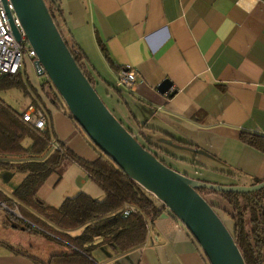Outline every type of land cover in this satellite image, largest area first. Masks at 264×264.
Returning <instances> with one entry per match:
<instances>
[{"label":"crops","instance_id":"1","mask_svg":"<svg viewBox=\"0 0 264 264\" xmlns=\"http://www.w3.org/2000/svg\"><path fill=\"white\" fill-rule=\"evenodd\" d=\"M57 1L58 21L66 38L86 53L97 83H103L106 99L115 108L126 106L128 119L121 120L167 165L218 184L251 185L264 180V0ZM98 37L119 70L138 72L133 88L118 84L119 70L108 62ZM85 43L102 71L88 56ZM167 79L175 90L173 95L159 90ZM50 106L58 139L80 157L96 160L98 149L71 113ZM246 133L259 135L255 144L243 140ZM24 177L21 172L1 170L0 189L12 195ZM58 180L50 186L56 187ZM89 181L81 179L82 184ZM46 182L38 192L40 201L60 205L66 197L53 203L42 196ZM96 192L105 197L103 190ZM4 210L23 218L14 209ZM223 213L222 219H229L233 229V219ZM34 227L28 230L38 233H33L35 246L19 238L17 245L5 240L21 251L15 252L0 243V264H46L56 252L53 247L46 250V240H38L55 237ZM81 231L70 234L77 236ZM92 255L96 264H210L170 209L156 219L140 246L116 252L103 244Z\"/></svg>","mask_w":264,"mask_h":264},{"label":"trees","instance_id":"2","mask_svg":"<svg viewBox=\"0 0 264 264\" xmlns=\"http://www.w3.org/2000/svg\"><path fill=\"white\" fill-rule=\"evenodd\" d=\"M45 1L77 63L98 91L97 79L89 67L86 53L77 42L66 38L58 21L61 13L58 1ZM97 40L108 62L119 70L102 39L98 37ZM11 89H18L28 96L30 102L26 106L31 103L42 105L48 114V122L42 130L28 124L23 118V109L18 110L0 95V171L25 174L12 195L0 189V202L10 209L19 210L23 218L12 216L25 229L37 226L48 234L65 239L72 246L70 250L53 253L46 264H96L91 258L92 252L100 245L106 244L116 252H126L143 244L149 228L169 208L99 148L96 147L99 157L88 161L58 139L52 111L42 96L45 93L55 108L67 111V106L53 83L42 84L40 93L29 75L19 71L0 77V93ZM127 128L148 148L136 132ZM258 137L257 134L246 133L243 140L255 144L254 139ZM54 140L59 141L62 149L52 146ZM148 149L166 163L152 148ZM65 160L80 165L89 178L102 188L105 197L97 199L81 191L66 197L58 206L41 202L39 189ZM261 181L263 180H256L253 184ZM198 191L218 214L222 210L233 219L234 227L230 231L246 264H264V188L251 193L221 192L207 188H198ZM126 205L136 207L137 211L124 216ZM80 228L82 231L79 235L70 234ZM0 243L15 252H21L5 240L0 239Z\"/></svg>","mask_w":264,"mask_h":264},{"label":"water","instance_id":"3","mask_svg":"<svg viewBox=\"0 0 264 264\" xmlns=\"http://www.w3.org/2000/svg\"><path fill=\"white\" fill-rule=\"evenodd\" d=\"M11 2L37 51L38 61L89 140L184 223L210 264H246L233 234L198 188L251 193L263 189L264 180L251 185L212 183L189 177L164 163L107 107L77 63L46 1ZM159 90L175 93L168 79Z\"/></svg>","mask_w":264,"mask_h":264},{"label":"rangeland","instance_id":"4","mask_svg":"<svg viewBox=\"0 0 264 264\" xmlns=\"http://www.w3.org/2000/svg\"><path fill=\"white\" fill-rule=\"evenodd\" d=\"M64 32L66 34L65 30ZM85 47L88 48L86 49L87 50L86 52L88 56L91 58V60L93 61L94 65L97 66L99 70H101L102 68L101 63L98 61L96 55H94L92 48L87 44L85 45ZM29 69H30V74H31V81L35 82L36 80L34 79L33 72H32V69L30 68V65H29ZM102 86H103V83L99 82L98 83V90H99L98 93L103 98L107 107L113 112V114L119 120H121L122 118L127 120L128 111H127L126 106L123 104L120 105L119 108H115L114 106H112L111 102H109L106 99L104 91L101 89ZM43 94H44L43 99H48L46 94L45 93ZM0 95L3 99L6 100V102L11 104L18 110L24 109L26 105L30 102V99L28 98V96L24 95L23 92L18 89H11L9 91H3L0 93ZM46 105L49 107L48 103H46ZM67 111L70 113L68 107H67ZM77 125L81 128V126L78 123ZM71 165H72V162L65 160L63 164L57 169V171L54 172L47 179L48 181L45 184L46 186L43 187L42 189V196L48 202L50 201L53 203H60L67 196H74L77 194V192H81L82 190H87V192H90L91 194H93L94 197L96 196L97 199H102L104 196L103 195L100 196V194L98 195L96 192V191H102L101 190L102 188L99 185H97L95 182H91L92 180L89 181L87 184H82L81 179L83 177L88 178V180H90V178L84 172H82L84 170H80L82 168H80L78 164L74 163L72 166ZM58 178L60 182L58 180V183L55 184L57 186L56 187L50 186L51 184L56 182ZM88 185L89 186L91 185L90 189H86ZM5 208H7V206L0 204V209H2V211L0 212V238L3 240H7L11 242L12 244H16V245L18 244L17 238H19L21 240H26L27 246H30L31 244L35 246L36 245L35 240L37 239V236L34 235L33 233L35 234H38V233L25 229L23 225H19L20 221L18 219L13 218V216L10 214L9 211L4 210ZM14 210L18 215H20V212L18 209H14ZM218 212L220 216L224 217V213L222 210H219ZM3 220L6 221L7 223H10V225L8 226V225L3 224L4 222ZM223 221L225 225L229 228V230H232V226H231L232 222L226 218L223 219ZM17 225L20 227H18ZM11 234L16 236L15 240H11L12 239V236H10ZM54 237L55 239L54 238L51 239L49 237L45 238L44 236L42 238L40 237L38 241L46 240L47 241L46 250L47 249L49 250L50 247H53L54 252H59L61 250H70L72 248V246L65 239H62L61 237H57V236H54ZM27 238H29L28 241H27ZM44 251L45 249L43 248L42 252Z\"/></svg>","mask_w":264,"mask_h":264},{"label":"built area","instance_id":"5","mask_svg":"<svg viewBox=\"0 0 264 264\" xmlns=\"http://www.w3.org/2000/svg\"><path fill=\"white\" fill-rule=\"evenodd\" d=\"M37 51L31 44L21 19L17 15L11 0H0V77L8 74H16L19 71L27 73L31 80L32 69L35 82L33 85L42 93V84L52 83L51 77L45 67L39 61ZM138 78V72L132 68H124L118 71L117 81L122 87L133 88ZM44 98V94L42 93ZM51 107L49 99H44ZM24 120L38 128L45 129L48 122V114L41 105L29 104L23 109ZM54 148L62 149L59 141H52ZM137 211L136 207L126 205L123 212L128 216Z\"/></svg>","mask_w":264,"mask_h":264}]
</instances>
